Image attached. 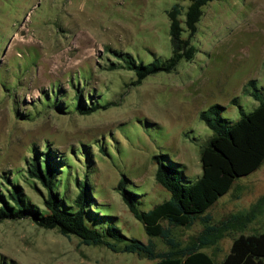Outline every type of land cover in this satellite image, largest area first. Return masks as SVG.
Returning a JSON list of instances; mask_svg holds the SVG:
<instances>
[{"label": "rangeland", "instance_id": "374dc122", "mask_svg": "<svg viewBox=\"0 0 264 264\" xmlns=\"http://www.w3.org/2000/svg\"><path fill=\"white\" fill-rule=\"evenodd\" d=\"M174 4L180 5L184 20L190 0H0V190L5 195L6 187L18 184L27 198L45 208L47 191L30 176L29 165L36 153L43 158L51 150L63 164L60 193L68 189L74 200L77 178L89 182L90 226L103 231L116 224L127 236L148 240L143 223L123 200L121 178L138 193L139 209L150 210L170 197L156 179L155 156L169 155L185 171V183L195 182L202 175L201 148L213 134L201 111L221 104L223 116L234 124L241 110L251 112L259 104L248 82L257 80L264 93V0L210 1L192 38L194 57L136 83L125 58L149 63L171 56L168 10ZM77 92L88 105L98 102L100 107L82 113L73 103ZM54 95L65 101L67 111L55 108ZM257 187L264 192V163L237 179L210 208L214 220L222 219L228 203L233 211L248 209L251 202L245 200ZM236 192L244 200L233 207ZM224 199L229 202L222 204ZM202 228L197 222L175 228L174 235L187 243ZM260 231L264 213L225 237L216 259L227 253L233 237ZM154 239L158 250L167 249L161 238ZM204 250L214 252L212 247ZM0 264L158 260L87 245L76 235L20 218L0 221Z\"/></svg>", "mask_w": 264, "mask_h": 264}, {"label": "trees", "instance_id": "16d2710c", "mask_svg": "<svg viewBox=\"0 0 264 264\" xmlns=\"http://www.w3.org/2000/svg\"><path fill=\"white\" fill-rule=\"evenodd\" d=\"M212 0H190L185 19L180 18L181 8L174 4L168 10L172 54L169 58H156L149 63L125 58L128 67L137 75L136 83L148 76L165 71L171 72L183 60H191L196 51L192 38L203 15L204 7ZM185 24V26L183 25ZM185 32L188 35L185 36ZM251 94L259 101L257 107L246 112L241 110L240 119L232 124L224 116V106L213 104L201 111L200 118L213 131L200 151L201 177L185 183L187 175L169 155H157L156 179L170 192V197L148 211L139 209L138 193L126 186V178L119 181L118 188L131 213L144 225L148 240L124 234L116 224H109L103 231L88 224L87 203L93 198L92 188L85 178H77L79 193L74 200L67 192L60 193L61 161L49 150L43 158L36 153L29 165L30 176L45 187V208L32 202L18 184H11L5 195L0 190V221L30 218L37 225L58 229L63 235H76L87 245H105L115 252L136 253L140 257L158 260V264H264V232L241 233L232 238L227 253L218 261L222 252L221 241L234 231L246 229L257 219L264 208L262 195L250 209L233 212L216 221L210 208L228 193L240 177L256 171L264 163V93L257 87V80H250ZM47 98V97H46ZM51 103L59 112L67 111L65 101L54 95ZM74 106L82 113H90L100 107L98 102L88 105L80 92L74 96ZM233 102L238 103V98ZM70 183V182H69ZM200 222L202 230L183 243L174 235L177 227H191ZM159 237L167 246L158 250L154 238ZM212 247V254L204 248Z\"/></svg>", "mask_w": 264, "mask_h": 264}, {"label": "crops", "instance_id": "0c3cea01", "mask_svg": "<svg viewBox=\"0 0 264 264\" xmlns=\"http://www.w3.org/2000/svg\"><path fill=\"white\" fill-rule=\"evenodd\" d=\"M256 180V179H255ZM254 180V181H255ZM239 187H241V185H238ZM259 190H258V192L257 193H255V195L253 196V195H251L252 197H251V200H245L246 202H251L250 204V207L248 208V209H250L251 208V206L253 205V204H255L256 202H257V200L262 196V195H264V192L263 193H259L261 190H262V188L261 187H257ZM256 188V189H257ZM234 195H235V200L234 201H232L233 203H232V206L233 207H236V206H238V205H236V202H239V201H242V200H244V198H243V193L242 192H236V193H234ZM222 197V196H221ZM220 197V198H221ZM219 198V199H220ZM218 199V200H219ZM217 200V201H218ZM222 202V204H227V202H229L228 200L227 201H225V199L224 200H222L221 201ZM218 203H220V202H218ZM231 206V204L230 203H228V206H226V208H225V210L224 211H222V214L224 215L223 217H225V216H227V215H229L230 213H233V212H239V211H245V210H248V209H244V210H238V211H233V210H230V209H228V207H230ZM211 211V210H210ZM264 213V208H263V211H262V213H260L259 215H262ZM222 217V218H223ZM255 221V220H254ZM254 221L253 222H251V223H254ZM250 223V224H251ZM249 224V225H250ZM260 232H264V231H260ZM229 250V249H228Z\"/></svg>", "mask_w": 264, "mask_h": 264}]
</instances>
